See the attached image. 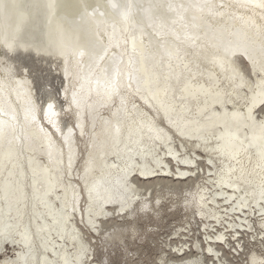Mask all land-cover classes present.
<instances>
[{
	"label": "bare ground",
	"instance_id": "6f19581e",
	"mask_svg": "<svg viewBox=\"0 0 264 264\" xmlns=\"http://www.w3.org/2000/svg\"><path fill=\"white\" fill-rule=\"evenodd\" d=\"M9 1V8L33 15L21 13L8 23L0 10V61L11 69L5 73L0 64V231L10 233L9 243L0 240V253L28 264H70L81 247L88 249L89 264H114L113 259L119 264H261L264 221L252 196L264 183V103L259 102L264 95V9L248 0H210L230 5L212 12L179 8L178 25L167 31L173 40L156 39L148 53V39L159 34L148 23L140 34L147 40L110 52V59L122 53L121 76L111 80L82 69L93 49L87 23L74 20L66 28L64 18L76 17L82 2L96 20L95 36L106 39L113 33L115 27L90 10L91 0ZM205 1L178 0L177 6ZM38 4L47 6V15L39 17ZM165 18L159 20L169 25L173 16ZM41 25L49 26L46 36L35 41L25 36ZM70 28L78 43L58 30ZM127 31L125 26V37ZM193 35L195 42L188 39ZM6 39L30 51L53 53L38 59L57 66L82 101L68 124L70 138L63 113L60 133L41 121L53 133L50 138L31 119L33 102L40 119L41 96L26 67L18 71L16 59L8 58L2 46ZM60 49L65 55L56 54ZM132 51L138 55L136 71L129 64ZM74 125H82L84 134ZM177 144H186L181 152L191 149L188 158L195 157V167L178 164L169 154ZM86 185L95 187L91 200ZM129 198L134 206L147 198L149 211L122 213L120 203ZM89 210L107 213L96 216L99 236L88 229ZM175 215L182 223L168 232L165 225ZM109 234L118 238L106 240ZM151 245L159 254L143 263Z\"/></svg>",
	"mask_w": 264,
	"mask_h": 264
},
{
	"label": "snow or ice",
	"instance_id": "6c2138e0",
	"mask_svg": "<svg viewBox=\"0 0 264 264\" xmlns=\"http://www.w3.org/2000/svg\"><path fill=\"white\" fill-rule=\"evenodd\" d=\"M249 3H253L255 7H259L261 9H264V0H248ZM11 5H9L6 0H0V9H5L7 7H10ZM54 5L52 3L48 4V7H53ZM230 5H225L223 3H221L220 5H212L209 3H199V2H193L190 3L188 5L189 8L192 9H196L199 10L200 12H203L205 8L208 9H212L214 7H218L219 9H223L225 7H229ZM242 6H247V4L242 5ZM111 7L113 9H117L119 7H122L123 10L120 12L121 16L124 19H127L128 17V9L131 7L130 5H124V6H118L115 3L111 4ZM169 7H171V5H169ZM181 8H184V5H180ZM195 19L196 17L193 16L192 17V21H193V26H195ZM188 39L192 40L193 42H195L196 37L193 36H189ZM2 46L5 47L7 49V53H8V58L9 59H16L19 55L21 54H27L28 56H31L33 58L35 57H40L41 59H43L44 55H51L53 53L51 52H44L41 49H35V50H29L27 47L15 42L14 40H4L2 42ZM133 51H135V45L133 46ZM56 54L59 55H65L63 49H60ZM107 54V52L105 51V55ZM0 55H3V53H0ZM80 56H83L84 53L83 52H79ZM99 59H103V56H100ZM120 63H122V60L120 61ZM0 64H3L4 67V72L7 73L8 71H10V67L7 66L5 61H0ZM129 64L131 65V60H129ZM262 70H264V68H262ZM25 71H28L29 73L31 72V69L26 67ZM115 75L116 76H121V72L119 70V67L115 68ZM67 78V72H65V79ZM133 80V72L129 71L128 73V85L127 87L131 88L132 87V83L131 81ZM109 83H111V80H109ZM139 90V87L137 86V91ZM113 92H116V88L113 87L112 88ZM257 101L255 99H253V104H255ZM260 103H264V95H261ZM121 103L123 104V100H121ZM82 107V101L80 96L78 95L77 91L75 90L74 87H68L65 85L64 80H61V83L59 86H56L53 84V86L48 89L44 96L43 99L41 101V106L39 108L40 111V119L38 120L36 117V105L35 103H30L29 107H28V112L31 114V119L35 122L36 126L39 128V130L44 133L46 136H48L49 138L53 135V133L51 132H47L44 125L41 123V121H46L47 125L50 126L52 129H54L55 133H60L61 132V127H60V122H59V118L61 116V113L64 114V116L66 117L65 120V128L67 129V137L70 138L73 134V127H68V124L71 122L72 117L74 114L78 113L79 110ZM53 117H56L57 119H53ZM74 127H79L80 128V134L83 135L84 134V130H83V126L82 125H74ZM117 133H119V128L116 129ZM149 131L151 132L152 129L149 128ZM3 134V128L0 127V135ZM180 136L184 135L183 131L179 132ZM165 140L171 144L172 140L169 137H165ZM197 147H199V145H195ZM186 147V144H177L175 145L176 151L174 152L173 149L170 147L168 149V152L170 155H175V157L177 158V163L178 164H184V165H191L193 167H195L194 164V160L195 157L192 156V158H188L191 155V149L188 150L187 153L181 152L179 151V149ZM181 157H183L181 159ZM233 159H235V155H233ZM212 161L209 160V164H211ZM71 166V157H69V167ZM229 173L232 171V169H228L227 170ZM180 175H184V173H179ZM221 183H224V178L221 177ZM86 187H88L86 185ZM229 187H231V185H229ZM93 191H95V187H88V199L91 200L92 199V193ZM252 198L256 201V205L259 207L260 209V218L262 221H264V183H262L260 185L259 191L258 193H254ZM136 200H139V197L135 198ZM205 198L202 196L201 200L203 201ZM206 202H210V201H206ZM235 201L233 200V203ZM232 204H229V207H231ZM242 207H247L248 204L247 202H242ZM255 210V209H254ZM73 211H75V207H73ZM120 211L122 213H127L128 215H134L136 213L139 212H146L149 211V202L147 200V198H145L143 201H141L139 204L137 205H133V199L129 198L125 201H122L120 203ZM107 215V213H103L102 211L100 212H92L91 210H89V219L87 221V225H88V229L90 232L94 233V234H98L97 233V229H98V225L96 224L95 220H96V216L98 215ZM215 218V217H213ZM261 231H264V225H262L261 227ZM234 235V233H233ZM9 236L10 233L7 230L4 231H0V240L3 241V243H9ZM99 236V234H98ZM213 236L216 237V239L218 241H223L224 237L223 235H216L215 231H213ZM118 237L113 235V234H109L106 237L107 239H112V240H116ZM262 240H264V238H262ZM209 252L212 251L211 248L208 249ZM7 256L6 251L0 253V264H28V261L20 256H17L15 259L12 258H5ZM88 256H89V252L88 249L86 247H81L78 250V254L77 256H75L73 258V260L70 262V264H89V260H88ZM64 264H69V261L65 260ZM132 264H137V262L133 261ZM164 264H166V262H164ZM252 264H255V261L252 262ZM261 264H264V261L261 262Z\"/></svg>",
	"mask_w": 264,
	"mask_h": 264
},
{
	"label": "rangeland",
	"instance_id": "374dc122",
	"mask_svg": "<svg viewBox=\"0 0 264 264\" xmlns=\"http://www.w3.org/2000/svg\"><path fill=\"white\" fill-rule=\"evenodd\" d=\"M177 1L178 0H161L158 4V7H156V11L162 12L163 17L169 16V15L173 16V19L171 20L169 25L164 23L161 20H157V21L147 20L149 14L144 12L142 17L146 18V20L144 21V23H141V24H136L131 21L134 19L136 15H132L128 19H123V20L118 19L120 23L114 25L115 29L113 33L110 35H107L106 39L103 38L102 35L100 39H98L95 36L96 20L94 16H89V14H87L84 8L85 6L83 5L84 3L82 2L79 3V13L76 14V17H73L72 19L71 18L70 19L64 18V19L66 20V28L72 27V21L74 20H80L79 24L87 23V29H89L88 32L92 36L89 43L93 44L92 48L94 49L95 47V50L94 52H93V49L91 50L90 55L86 61V66L83 67L82 69L86 70V72L90 71L92 74H97L99 78H108L111 80H116L118 76L115 75V68L119 67L120 69L121 67L120 61H121L122 53H119L118 55L110 59L111 58L110 52H112L116 48H119L122 44L131 45L135 41L147 40L144 37H140V34L148 23H152L153 25H155L157 28L156 30L159 32V34L155 37V39H148L150 43H152L151 45H148L149 46V49L147 50L148 53H151L154 51L155 45H156V39H159L160 41L173 40L174 36L169 34L167 31L169 29L176 28V26L178 25V21L175 19V12L176 10H179V8L181 7L180 5L177 6ZM6 2L9 3L10 1L6 0ZM101 3H103L102 10L105 13V15L103 16H101L95 10H93V9H99ZM112 3H113V0H91L90 10L95 12L97 15L101 16V18L104 21L110 23V21H113V20H109L108 16L117 18L116 16L117 9H113L111 7ZM204 3L212 4L210 0H207ZM169 5H171V7H169ZM181 5L188 6L187 4H181ZM212 9L210 10L211 12H212ZM0 10L3 11L4 20L8 23L14 21L12 18H15V17L17 19L20 18L23 15L21 13H28V14H25L27 16L33 15L32 12L29 13V11L17 9V8L15 10V8L7 7L5 9H0ZM204 11H206V8L204 9ZM125 26L128 27L127 37H125V34H124ZM45 27L46 25H41L37 28H31L28 30L25 36L27 38H30L31 40L41 39L44 36H46L47 33L49 32V26L47 27L46 33H45ZM182 33H184V31H182ZM175 44L178 45L179 43L175 42ZM176 49H177L176 51L179 52V49L177 46H176ZM105 51L107 52L106 55H105ZM173 55H175V53ZM100 56H103V59H99ZM137 58H138V55L132 51L131 52V64H133L135 71H136ZM16 61H17L16 64L18 66V67L16 66V68L18 71L19 69L24 68V67H28L31 69V72L30 73L28 72V73L34 82V87L36 89L37 95L39 96V98L41 96L40 98L41 100L43 99V96L45 94V90H44L45 88L49 89L53 86V84L56 86H59L61 83V80H64V77H62L63 75L58 70H55L57 66H53L51 63H49L50 61L43 62L42 60L38 59V57L33 58L31 56H26L24 54L19 55L16 58ZM29 61L30 62L32 61V62L30 63ZM167 223L168 224L165 225L167 226L165 227V229L168 232H172L174 230H177L175 226L178 224H181L182 220L179 217V215H175V216H171L168 219ZM139 225L142 227V231L145 230V227H146L145 224L140 223ZM144 247L147 248L146 244H144ZM158 254L159 253L156 252L155 248L151 245V247L148 250V255L150 258H146L145 256H143V263H150L151 261L155 259L156 255ZM113 260H114V264H119V262L116 259H113Z\"/></svg>",
	"mask_w": 264,
	"mask_h": 264
},
{
	"label": "water",
	"instance_id": "95a60500",
	"mask_svg": "<svg viewBox=\"0 0 264 264\" xmlns=\"http://www.w3.org/2000/svg\"><path fill=\"white\" fill-rule=\"evenodd\" d=\"M37 6L39 7V10H42V11L47 12V6L46 5H44V4H42V5L41 4H38ZM40 14H41V11H40ZM40 14H39V17L41 16ZM43 14H45V13H43Z\"/></svg>",
	"mask_w": 264,
	"mask_h": 264
}]
</instances>
